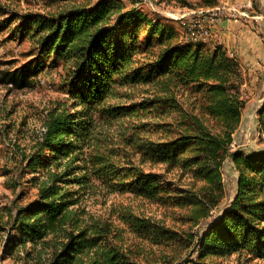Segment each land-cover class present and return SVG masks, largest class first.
<instances>
[{
	"label": "trees",
	"instance_id": "obj_1",
	"mask_svg": "<svg viewBox=\"0 0 264 264\" xmlns=\"http://www.w3.org/2000/svg\"><path fill=\"white\" fill-rule=\"evenodd\" d=\"M84 2L21 17L20 36L33 39L36 56L5 70L1 81L30 87L44 68L60 67L67 99L47 109L44 131L22 155L36 199L14 212L0 205V248L24 258L46 251V264H148L116 241L109 220L83 217L81 191H129L170 201L194 224L210 216L224 196L220 167L245 105L242 76L238 61L220 46L183 41L156 14L125 9L118 0ZM148 84L164 96L116 102L125 97L120 89ZM180 90L198 92L200 113L219 129L194 118L157 139L142 134L145 114L180 111ZM258 114L264 129V103ZM228 155L237 171L235 193L202 233L184 237L129 215L123 222L153 242L192 247L189 264H224L232 255L237 264H264V149ZM159 165L161 171L153 170ZM173 170L176 179L167 177Z\"/></svg>",
	"mask_w": 264,
	"mask_h": 264
},
{
	"label": "rangeland",
	"instance_id": "obj_2",
	"mask_svg": "<svg viewBox=\"0 0 264 264\" xmlns=\"http://www.w3.org/2000/svg\"><path fill=\"white\" fill-rule=\"evenodd\" d=\"M84 1L86 0H0V12H3V15L0 14V205L8 206L12 212L36 199V189L26 182L30 174L22 169V155L29 152L37 136L44 131L47 109L56 100L67 99L63 90V70L60 67L44 68L30 87L16 88L1 81L5 70L20 67L36 56L33 39L30 36H20L19 26L23 22L21 17L27 13L54 12L85 3ZM118 1L125 9L137 8L149 16L156 14L164 18L166 24L179 32L183 41H187L186 27L190 26L195 33L193 44L200 43L211 50L220 46L239 64L242 76L239 92L245 105L241 121L232 134V142L220 167L224 196L210 216L194 224L187 218L185 208L170 201H159L129 191H81L79 207L86 212L83 217L109 220L111 233L116 241L129 248L142 262L189 264V259L195 257L192 247L184 248L172 242H153L151 237H147L145 233L139 234L129 223L123 222L121 217L129 215L143 218L148 221L149 226L170 228L186 237L190 233H202L208 223L218 218L229 206L235 193L237 171L228 154L239 149L244 152L264 149V129H261L258 114L264 103V0H216L215 6L204 5L203 0ZM219 2H230V7L222 8L223 4ZM232 2H239V6ZM238 15L239 24L235 21ZM196 22L199 25L193 26ZM237 34L238 40L234 38ZM120 90L125 97L116 102L130 103L152 95L164 96L158 91V87L149 84ZM199 97L198 92L178 91L175 98L180 103V111L160 113L159 110L158 114H145L141 122L146 132L141 133L157 139L168 135L170 130L173 134L178 129L189 126L194 118H198L212 131L218 130L219 124L215 119H208L200 113ZM179 124L183 125L180 127ZM117 125L114 126L115 129ZM148 167L145 166L147 169ZM153 170L161 171L162 167L159 165ZM177 175L178 171L173 170L167 177L176 179ZM188 180V176H185L181 182L185 184ZM235 257L236 255H232L223 260V263L237 264ZM47 259L46 251L41 252L40 257L34 253L31 257L24 258L22 252L9 256L3 254L0 248V264H46ZM256 263L255 260L250 262Z\"/></svg>",
	"mask_w": 264,
	"mask_h": 264
},
{
	"label": "crops",
	"instance_id": "obj_3",
	"mask_svg": "<svg viewBox=\"0 0 264 264\" xmlns=\"http://www.w3.org/2000/svg\"><path fill=\"white\" fill-rule=\"evenodd\" d=\"M219 1H221V0H219ZM229 1V0H228ZM219 3H222L223 5H221V7L222 8H225V9H228L229 7H230V2H219ZM233 4H237L238 6H239V2H232ZM219 6H220V4H219ZM239 12V11H238ZM260 12V11H259ZM254 17H258V16H254ZM235 21H237V24H239V15L236 17V19H235ZM239 32H241L240 30H239ZM238 37H239V35L237 34V35H235L234 36V38H236L237 40H238ZM236 40V41H237ZM238 45H239V42H238ZM238 47V46H237ZM236 47V48H237ZM239 48V47H238Z\"/></svg>",
	"mask_w": 264,
	"mask_h": 264
},
{
	"label": "built area",
	"instance_id": "obj_4",
	"mask_svg": "<svg viewBox=\"0 0 264 264\" xmlns=\"http://www.w3.org/2000/svg\"><path fill=\"white\" fill-rule=\"evenodd\" d=\"M196 25H199V24H197V22H196L193 26H196ZM186 28H187V31L185 32L186 39L193 41V39H195L194 30L192 28H190V26H187Z\"/></svg>",
	"mask_w": 264,
	"mask_h": 264
}]
</instances>
